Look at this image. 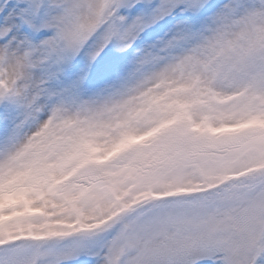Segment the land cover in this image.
Wrapping results in <instances>:
<instances>
[{"label":"snow or ice","instance_id":"obj_1","mask_svg":"<svg viewBox=\"0 0 264 264\" xmlns=\"http://www.w3.org/2000/svg\"><path fill=\"white\" fill-rule=\"evenodd\" d=\"M0 264H264V0H0Z\"/></svg>","mask_w":264,"mask_h":264}]
</instances>
